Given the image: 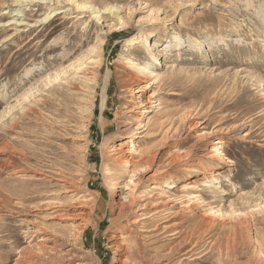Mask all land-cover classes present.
Wrapping results in <instances>:
<instances>
[{
    "label": "rangeland",
    "instance_id": "374dc122",
    "mask_svg": "<svg viewBox=\"0 0 264 264\" xmlns=\"http://www.w3.org/2000/svg\"><path fill=\"white\" fill-rule=\"evenodd\" d=\"M13 1L0 0V264H264V0H84L117 7L99 17L49 1L12 17Z\"/></svg>",
    "mask_w": 264,
    "mask_h": 264
},
{
    "label": "bare ground",
    "instance_id": "6f19581e",
    "mask_svg": "<svg viewBox=\"0 0 264 264\" xmlns=\"http://www.w3.org/2000/svg\"><path fill=\"white\" fill-rule=\"evenodd\" d=\"M38 1H41V2H44V1H49L48 2V4H51V3H53L54 5L56 4V5H58V7H59V5H61V4H66V3H69V4H71L72 6H74V8L75 9H77V10H91L92 9V11H91V15H93V16H95V17H99L102 13H106V12H108L109 14H111V15H113L114 16V14H115V12L117 11V7H115V6H106L103 10H101V9H97L95 6H93L90 2H86V1H84V0H14L13 1V3L14 4H12V5H9L8 6V8H12V7H14V5H16V10L13 12L14 13V15L12 16V17H16L17 16V14L19 15V14H21L22 12L20 11L21 10V7L24 5V4H26V3H38ZM250 1L248 0V1H246L245 3H244V5L245 6H250ZM60 10V8H55L53 11H51L50 13H48V15L42 20V21H46V20H48V19H50V18H52L53 16H55L54 15V13L56 14L57 13V11H59ZM8 11V10H7ZM2 12V11H1ZM62 13H64V12H58L56 15H58V14H62ZM90 13V12H89ZM4 14V13H3ZM16 14V15H15ZM117 14V13H116ZM117 18V17H116ZM14 19V18H13ZM14 21H18V20H14ZM82 25V24H81ZM84 25V30L87 28V22L86 23H84L83 24ZM134 42L135 41H131V45H134ZM136 44V43H135ZM184 45V42H183V39L182 38H180V37H178V36H176V37H173V39L172 40H170V42H169V44H168V46L166 47V50H167V52H170L171 54L174 52V51H177V50H180L181 48H182V46ZM203 46V40L202 39H197V40H195L194 42H193V44L191 45V48H190V52L191 53H193V54H198V52H200V50H201V47ZM165 50H163V51H159V52H164ZM161 53H159V54H161ZM158 65L159 66H161L162 65V61H159L158 60ZM171 65V64H170ZM138 66V65H137ZM163 66V65H162ZM139 67V72H140V74L141 75H143V76H145V77H149V78H151V76H154L153 75V71H151L150 69H149V67L148 66H138ZM176 67H178L176 64H173V66H171V68H176ZM188 69H190V67L188 68L186 65H183V66H181L180 67V70H185V71H187ZM160 77L161 76H159V75H156L155 74V76L153 77V78H151V79H149V81H150V85L151 84H153L155 81L154 80H160ZM154 81V82H153ZM141 125V124H140ZM145 128V126L144 125H141L140 126V129H144ZM133 142V146H132V150H127L126 149V152H128V153H134V155H137V144H136V141L134 140V141H132ZM183 153V152H182ZM128 162H129V159H128V157L127 158H125V160H124V164L125 165H128ZM136 164V163H135ZM140 164L141 163H138L137 165L140 167ZM142 165V164H141ZM190 178V177H189ZM209 178H207V177H205V179L204 180H202V183L203 184H205L206 183V180H208ZM167 184V183H166ZM193 184H195V181L193 180L192 182H190L189 184H187V182L182 186V189L183 190H185V191H188V190H192V189H195V186L193 185ZM166 186V189L168 190V191H174V190H176L177 189V185H174V183H168V185H165ZM206 187H207V185H206ZM164 194H169V193H164ZM197 195H195V194H190V196H189V201H193V200H195V199H197ZM169 201H172V199H168ZM198 200V199H197ZM196 203V202H195ZM263 208V207H262ZM261 208V209H262ZM262 210H264V208L262 209ZM259 211H261V210H259ZM255 213V214H254ZM252 215H253V220H254V222H257V221H260L259 220V218H258V216H257V214H260V213H262V212H257V214H256V212H254ZM264 216V215H263ZM216 216H215V214H209V215H207V218H205V220H203L202 222H201V224H200V229H208V230H213L215 227H216V225H217V221H216ZM251 218H252V216H251ZM260 218H263V217H260ZM262 220V219H261ZM263 221V220H262ZM218 222H219V220H218ZM136 223V222H135ZM220 223V222H219ZM222 223V222H221ZM222 226V225H221ZM224 226V225H223ZM76 227H78L79 229L82 227L80 224L79 225H77ZM76 229V228H75ZM78 229V230H79ZM133 248V247H132ZM134 249H135V247H134ZM127 251H128V249H126ZM139 253V252H138ZM133 254V253H132ZM138 255H140V253L138 254ZM134 256V255H133ZM140 257H141V255H140ZM139 260H140V258H139Z\"/></svg>",
    "mask_w": 264,
    "mask_h": 264
}]
</instances>
